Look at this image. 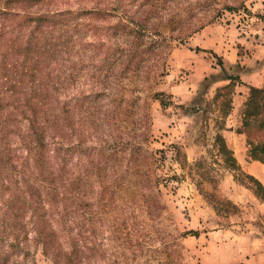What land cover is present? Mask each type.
I'll list each match as a JSON object with an SVG mask.
<instances>
[{
  "label": "trees",
  "instance_id": "trees-1",
  "mask_svg": "<svg viewBox=\"0 0 264 264\" xmlns=\"http://www.w3.org/2000/svg\"><path fill=\"white\" fill-rule=\"evenodd\" d=\"M13 4L23 12L12 10ZM192 5L190 0L0 5V264L24 250L28 234L42 253L52 254L54 264H86V228H100L102 216L117 215L116 208L124 214L109 225L122 248L114 254L130 249L126 210L159 204L153 193L156 159L142 148L139 132L150 123V100L161 95L151 92L153 83L162 75L171 41H185L219 13L214 8L208 20L182 17ZM6 19L8 29L1 25ZM242 124L250 157L264 163V88H250ZM122 172L138 175L135 189L126 186ZM135 261L139 264L138 257Z\"/></svg>",
  "mask_w": 264,
  "mask_h": 264
},
{
  "label": "rangeland",
  "instance_id": "rangeland-1",
  "mask_svg": "<svg viewBox=\"0 0 264 264\" xmlns=\"http://www.w3.org/2000/svg\"><path fill=\"white\" fill-rule=\"evenodd\" d=\"M190 1L193 5L180 13L182 17L208 20L214 8L219 11L202 28L217 25L221 53H225L226 42L233 43L232 58L225 64L223 55L197 47V32L202 28L181 43L171 41L170 53L159 68L162 75L155 78L151 91L161 95L150 100V123L139 130L145 138L142 148L156 159L153 193L159 207H139L137 200L139 208L126 210L124 219L133 235L130 249L122 255L114 254L122 248L115 245L109 226L114 218L122 219L124 213L119 208L114 209L117 215L109 212L102 216L100 228H86V264H138L137 257L139 264L146 259L149 264H226L231 249L218 250L211 243L223 238L217 232L264 235V192L257 184L264 188V163L250 157L249 137L242 126L250 88H264V63L257 61L253 66L252 57L257 45L264 43V0ZM205 3L211 7L210 13L204 12ZM0 5L5 6V0H0ZM12 10L23 12L15 4ZM9 22L11 19L1 20V25L8 29ZM91 38L89 31L84 40ZM257 67L259 85L242 80L248 69ZM122 175L126 186L135 189L138 175ZM136 185L138 188L140 183ZM87 216L91 219L95 212ZM93 234L98 239L94 240ZM33 236L28 234L27 253H15L8 264H54L52 254L42 253V245L34 244ZM57 238L60 243L62 237L57 234ZM138 242L141 245L136 247ZM7 245L2 244L3 251Z\"/></svg>",
  "mask_w": 264,
  "mask_h": 264
},
{
  "label": "crops",
  "instance_id": "crops-1",
  "mask_svg": "<svg viewBox=\"0 0 264 264\" xmlns=\"http://www.w3.org/2000/svg\"><path fill=\"white\" fill-rule=\"evenodd\" d=\"M219 31L220 28L217 25L202 28L197 32V47L218 52L220 55H223V61L227 64L228 60H230L229 57L232 58L233 43L228 44V42H226L225 53L222 54V46H219L222 44V37L221 35L216 36V33H220ZM262 33L264 34V31H262ZM259 35H261L260 32ZM226 50L229 51L227 52ZM252 57L254 58L253 66H255L257 61L264 63V43L257 45V48L252 52ZM257 69L258 67L253 70L248 69V71L245 72L246 74L242 76V80L253 86L259 85L261 76ZM217 233L220 236L223 235V238H219L218 241L215 240L211 243L216 244L218 250L222 248L227 249L228 247L231 249L227 261L224 260L226 264H264V235L250 236L249 234H243L227 236L224 231H219Z\"/></svg>",
  "mask_w": 264,
  "mask_h": 264
}]
</instances>
